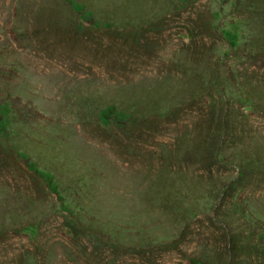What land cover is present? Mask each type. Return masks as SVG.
I'll return each instance as SVG.
<instances>
[{
  "label": "rangeland",
  "instance_id": "1",
  "mask_svg": "<svg viewBox=\"0 0 264 264\" xmlns=\"http://www.w3.org/2000/svg\"><path fill=\"white\" fill-rule=\"evenodd\" d=\"M235 1L0 0V264H264V0Z\"/></svg>",
  "mask_w": 264,
  "mask_h": 264
},
{
  "label": "trees",
  "instance_id": "2",
  "mask_svg": "<svg viewBox=\"0 0 264 264\" xmlns=\"http://www.w3.org/2000/svg\"><path fill=\"white\" fill-rule=\"evenodd\" d=\"M182 2H183V4L186 2V0H182ZM251 3V4H250ZM234 4H235V6L237 7V8H241L242 6H243V2H242V0H236L235 2H234ZM255 4L256 3H254V0H249L247 3H246V5L245 6H247V8H252V9H254L255 8ZM252 5H254V6H252ZM221 34L230 42V43H232L233 44V46L235 47V48H237L238 46H239V42H238V39H237V37L235 38V40L234 41H232L231 40V38H230V35H229V33L228 32H226L225 30H221ZM104 113V112H103ZM102 119H104V120H107L109 123H119L121 120H124V118L122 117V115H121V111L120 110H115V112L112 114V115H109V114H106V113H104L103 114V116H102ZM6 129V127H0V130L2 131V132H4V130ZM48 181V180H47ZM51 183H53V185L55 184V185H57L58 183L54 180H52L51 179ZM54 185V186H55ZM261 232H262V234H261V238L263 239L264 238V227L261 229ZM195 264H202L201 262H195Z\"/></svg>",
  "mask_w": 264,
  "mask_h": 264
}]
</instances>
